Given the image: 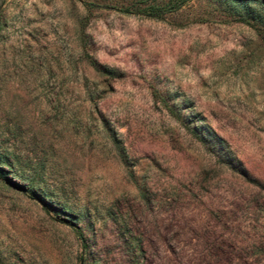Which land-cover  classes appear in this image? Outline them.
<instances>
[{
    "label": "rangeland",
    "instance_id": "obj_1",
    "mask_svg": "<svg viewBox=\"0 0 264 264\" xmlns=\"http://www.w3.org/2000/svg\"><path fill=\"white\" fill-rule=\"evenodd\" d=\"M163 1L0 0V264H264V31Z\"/></svg>",
    "mask_w": 264,
    "mask_h": 264
},
{
    "label": "trees",
    "instance_id": "obj_2",
    "mask_svg": "<svg viewBox=\"0 0 264 264\" xmlns=\"http://www.w3.org/2000/svg\"><path fill=\"white\" fill-rule=\"evenodd\" d=\"M188 0H166L162 3L148 4L143 8H138L142 13L149 16L161 17L166 13L179 10ZM232 14L247 24L253 25L257 29L264 31V0H222ZM97 69L98 65L92 62ZM4 165H11L0 156V177H6L4 174Z\"/></svg>",
    "mask_w": 264,
    "mask_h": 264
}]
</instances>
